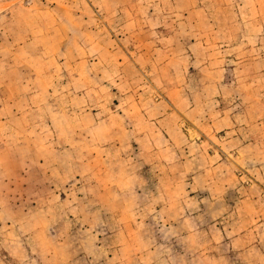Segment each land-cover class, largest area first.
Returning a JSON list of instances; mask_svg holds the SVG:
<instances>
[{
  "label": "rangeland",
  "instance_id": "1",
  "mask_svg": "<svg viewBox=\"0 0 264 264\" xmlns=\"http://www.w3.org/2000/svg\"><path fill=\"white\" fill-rule=\"evenodd\" d=\"M0 264H264V0H0Z\"/></svg>",
  "mask_w": 264,
  "mask_h": 264
}]
</instances>
